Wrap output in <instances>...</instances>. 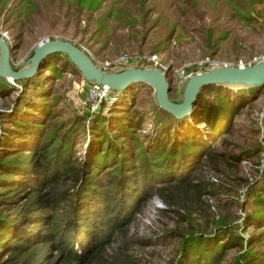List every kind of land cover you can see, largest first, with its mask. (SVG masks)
<instances>
[{
	"label": "trees",
	"instance_id": "16d2710c",
	"mask_svg": "<svg viewBox=\"0 0 264 264\" xmlns=\"http://www.w3.org/2000/svg\"><path fill=\"white\" fill-rule=\"evenodd\" d=\"M103 1L75 0V9L97 10ZM219 1L240 20L258 17L255 5L259 0ZM33 2L13 0L7 10V27L16 40L21 39L23 26L28 24L26 12L38 6ZM212 29L206 30L209 39ZM57 54L47 55L40 64L45 66V59L52 60ZM28 80L14 82L24 86ZM0 86L13 87L2 77ZM228 88L201 86L190 112L181 117L152 101L154 108L164 111V118L178 122L180 128L173 135L157 134L147 144L139 141L137 131L142 119L136 109L110 120L114 130L104 126L107 119L97 113L88 124L89 131L80 136L87 138L82 156L76 153L77 130L63 125V121L56 126L50 122L56 98L40 95V102L30 107L34 115L40 114V121H16L9 138L2 141L4 147L12 141L22 142L26 149L0 152V264H138L131 253L143 249L149 240L134 239L128 235V226L153 196L165 204L164 212L171 211L179 221L190 225L194 220L192 205L201 202L204 193L213 195L212 189L223 188L214 176L215 181L211 176L198 179L196 170L203 157L218 169L211 155L212 144L229 131L231 118L239 108L229 99L232 90ZM237 88L234 92L251 96L259 86ZM170 99L179 101L178 95ZM192 112L197 124L206 129L185 128ZM249 152L261 153L260 144L231 157L238 160L248 157ZM261 155L264 159V153ZM247 190L252 194V206L240 225L231 223L230 214L225 212L212 214L209 229L199 225L182 231L176 225L164 231L163 240L177 239L176 258L170 264H264V170L258 186H248ZM243 227L256 230L243 238L237 232ZM228 250L234 252L228 254Z\"/></svg>",
	"mask_w": 264,
	"mask_h": 264
},
{
	"label": "rangeland",
	"instance_id": "374dc122",
	"mask_svg": "<svg viewBox=\"0 0 264 264\" xmlns=\"http://www.w3.org/2000/svg\"><path fill=\"white\" fill-rule=\"evenodd\" d=\"M33 1L38 6L26 12L28 24L23 26L21 39L16 40L7 27V10L13 5V0H0V33L6 32L10 44H15L9 53L12 67L22 65L36 44L44 39H62L73 43L104 71L122 68L123 64L117 59L124 54L145 57L156 54L160 63L168 68L165 75L170 88L168 96L171 98L179 94V81L188 73L214 69L224 64L245 66L264 58L263 0L255 5L257 19L241 20L230 13L226 3L219 0H104L97 10L84 12L76 11L78 4L75 0ZM209 28H213L210 39L206 32ZM142 61L144 65L146 62L144 59ZM210 61L211 66H208ZM44 65L39 64L36 73L29 76L24 86L14 80L7 82L13 87L0 86L2 154L26 149L22 142L12 141L11 145L4 147L2 141L9 138L16 121H40V114L34 115L30 108L34 102H40L37 101L40 95L57 100L52 108L51 124L56 126L63 121V125L69 124L77 130V156L83 155L87 139L80 136L89 131L88 124L97 113L107 119L104 126L114 130L110 120H117L132 109L139 111L142 122L137 134L142 144H147V140L157 134L173 135L177 130L179 132L178 122L169 121V118H164V111L153 107V89L147 84L132 83L130 85L133 86L120 91H110L93 106L89 99L86 100L87 83L62 54L54 55L52 60L46 58ZM129 65L142 64L132 62ZM54 75L56 78H53ZM228 89L232 90L229 99L239 108L231 118L229 131L212 144L211 155L218 169L212 164L210 166L203 157L201 167L196 170L198 179L214 176L223 188L212 189L213 195L204 193L201 202L196 201L192 205L194 211L191 218L194 220L190 225L179 221L173 212H164L165 204L156 196L151 197L128 226V235L134 239L149 240L143 249L131 253L138 264H170L175 260L177 239L163 240L162 233L176 225L182 231L193 230L199 225L209 229L212 214L225 212L230 214L231 223L240 225L245 212L250 210L252 194L248 193V186H258L264 170L261 155L264 153V84L251 96L234 92L238 88ZM115 112L121 114L116 115ZM194 114L192 112L185 120V128L198 126L199 130L206 129L203 124H197ZM83 128L86 132L81 133ZM259 144L261 153L249 152L248 157L244 155L238 160L231 157ZM241 204L243 209L240 208ZM255 230L243 227L237 232L244 238ZM108 251L111 250L107 248ZM233 252L228 250V254Z\"/></svg>",
	"mask_w": 264,
	"mask_h": 264
},
{
	"label": "water",
	"instance_id": "95a60500",
	"mask_svg": "<svg viewBox=\"0 0 264 264\" xmlns=\"http://www.w3.org/2000/svg\"><path fill=\"white\" fill-rule=\"evenodd\" d=\"M12 49L0 37V77L7 82L31 76L40 61L52 53L62 54L80 73L87 84H95L111 92H117L132 83H144L153 89V101L162 110L181 117L191 110L199 88L206 84L230 88L260 86L264 84V58L250 65L222 66L191 72L181 77L178 89L179 101L168 97L170 90L166 75L160 69L147 66H128L114 71H104L73 43L62 39H44L32 49L29 58L13 69L9 60Z\"/></svg>",
	"mask_w": 264,
	"mask_h": 264
},
{
	"label": "built area",
	"instance_id": "2783aa9c",
	"mask_svg": "<svg viewBox=\"0 0 264 264\" xmlns=\"http://www.w3.org/2000/svg\"><path fill=\"white\" fill-rule=\"evenodd\" d=\"M261 8L264 10V0L262 2ZM0 37L9 46H11V44L9 42V37L7 36L6 32L0 33ZM129 55H131V56H129ZM142 59H144L145 62H146V63H144V65H143ZM117 61L119 63L123 64L122 65L123 67L131 66L129 64L132 63V62H135V63L136 62H140V64H142V65H137V66L146 67L145 64H149L152 67L160 69L164 73L168 69L167 66L163 65L162 63H160V61H159V59H158L156 54H151V55L148 54V56H146V57L145 56H138L136 54H128V55L124 54V55L119 56ZM211 63L212 62L210 61L208 63V66H211ZM223 66H232V65H225L224 64ZM106 93L108 94V93H110V91H108L107 89H105L103 87L95 85V84H87V87H86V100L88 101V99H89L88 102H91V104L94 106L97 102L101 101L104 96H107ZM210 179L212 181L216 180L213 176H211Z\"/></svg>",
	"mask_w": 264,
	"mask_h": 264
}]
</instances>
